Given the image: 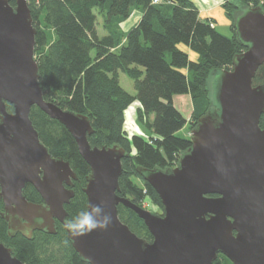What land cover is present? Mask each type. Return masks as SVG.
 I'll list each match as a JSON object with an SVG mask.
<instances>
[{"label": "water", "instance_id": "1", "mask_svg": "<svg viewBox=\"0 0 264 264\" xmlns=\"http://www.w3.org/2000/svg\"><path fill=\"white\" fill-rule=\"evenodd\" d=\"M233 26L246 48L234 55L229 69L214 73L215 106L190 129V146L173 167L136 168L160 198L162 213H156L118 194L125 149L117 143L92 146L86 115L43 98L28 2L15 0L12 6L0 0V217L7 235L55 234L58 220L79 258L89 264H211L219 253L233 264H264V129L259 126L264 83L252 82L264 62V9H244ZM32 105L73 137L90 167L82 188L86 211L100 206L111 217L106 228L82 235L70 231L64 205L74 195L77 176L67 160L52 156L40 141L30 119ZM27 183L41 202L25 198ZM119 203L143 220L151 241L119 219ZM0 264L25 263L0 243Z\"/></svg>", "mask_w": 264, "mask_h": 264}, {"label": "trees", "instance_id": "2", "mask_svg": "<svg viewBox=\"0 0 264 264\" xmlns=\"http://www.w3.org/2000/svg\"><path fill=\"white\" fill-rule=\"evenodd\" d=\"M8 2L15 5V0ZM27 2L36 28L34 52L43 98L86 115L93 128L87 135L92 146L117 143L123 147L127 155L121 159L118 194L140 206L149 199L162 211L158 194L136 168L165 169L176 165L180 153L190 146V137H180L176 132L186 123L191 129L199 116L215 106L209 89L210 75L229 69L234 55L246 48L236 39L233 26L236 16L248 7L264 9V0H223L221 6L229 21L230 36L217 31L213 18H202L191 0ZM133 10L140 11L141 16L123 31L120 22ZM98 15L103 21V34L96 28ZM181 44L188 50L180 48ZM190 51L196 53L193 60ZM119 72L133 80L134 93L120 84ZM252 82L264 83V62ZM175 94L190 96L189 119L173 105ZM135 101L137 119L148 131L146 138L124 131V126L129 128L125 110ZM6 107L12 110L11 104L6 103ZM30 119L49 153L67 160L76 173L74 195L64 205L69 222L82 210L86 211L82 188L90 167L61 123L36 105L31 106ZM259 126L264 129V113L260 115ZM23 194L30 201H41L29 183ZM117 209L119 219L131 231L151 241L143 220L132 209L121 203ZM6 229L0 217V243L10 247L12 254L25 264H89L79 258L61 224L55 234L34 232L31 238L21 234L10 237ZM211 264L233 263L219 253Z\"/></svg>", "mask_w": 264, "mask_h": 264}, {"label": "rangeland", "instance_id": "3", "mask_svg": "<svg viewBox=\"0 0 264 264\" xmlns=\"http://www.w3.org/2000/svg\"><path fill=\"white\" fill-rule=\"evenodd\" d=\"M222 2L223 0L219 1V4H217V6L223 11L222 8ZM218 23H217V30L218 32H220L221 34L230 36L232 34L231 29L229 28V25H226V27H223L224 25L221 23V19L219 17H216ZM102 18L101 16L98 15L97 17V30L99 32V34H103L105 33V30L102 28ZM221 23V24H219ZM180 48L182 49H187L186 46L184 45H180ZM190 54V59L193 60L196 57V53L194 52H189ZM210 80H209V89H210V95L213 97V91L215 88V77L216 75L211 74L210 75ZM119 82L120 84L129 92V93H134L135 89H134V85H133V80L126 75L123 72H119ZM173 100V105L180 111V113L187 119H189L190 117V113L192 111V105H191V99L190 96L188 94H175L172 97ZM138 107L137 102H133L132 104L129 105V107L125 110V114H126V124L129 123V128H126L124 126V131L127 135H132V134H138L144 138H146L147 136H145V133H147L148 131L144 128V125L142 124L141 121H139L137 119L136 113H135V109ZM137 119V120H136ZM128 122V123H127ZM125 124V122H124ZM176 134L180 137H185L188 138L190 137V128H189V124L186 123L181 129H179ZM144 205L143 207L156 212V213H161L160 209L158 208V206L154 205L151 203V201L148 199H146L145 202H143Z\"/></svg>", "mask_w": 264, "mask_h": 264}, {"label": "clouds", "instance_id": "4", "mask_svg": "<svg viewBox=\"0 0 264 264\" xmlns=\"http://www.w3.org/2000/svg\"><path fill=\"white\" fill-rule=\"evenodd\" d=\"M110 222L111 217L104 213L100 206L93 205L87 211L82 210L69 221V228L75 235H82L85 231H91L97 227L106 228Z\"/></svg>", "mask_w": 264, "mask_h": 264}, {"label": "crops", "instance_id": "5", "mask_svg": "<svg viewBox=\"0 0 264 264\" xmlns=\"http://www.w3.org/2000/svg\"><path fill=\"white\" fill-rule=\"evenodd\" d=\"M191 1L198 8L200 16L202 18L211 17L214 19L213 26L216 29H217V23H218L216 17H219L221 19V23L224 25L223 27H226V25H229V21L224 15V12L221 9H219L220 6L219 7L217 6L220 0H191ZM140 16H141L140 11L133 10L127 19L120 22L121 29L123 31H126L128 28H130L132 25H134L139 20Z\"/></svg>", "mask_w": 264, "mask_h": 264}, {"label": "flooded vegetation", "instance_id": "6", "mask_svg": "<svg viewBox=\"0 0 264 264\" xmlns=\"http://www.w3.org/2000/svg\"><path fill=\"white\" fill-rule=\"evenodd\" d=\"M8 111H10V110H8ZM11 111H12V110H11ZM40 175H42V173H40ZM72 188L74 189V180H73V186H72ZM41 201H42V199H41ZM41 201H40V202H41ZM2 205H3V204H2ZM161 213H162V211H161ZM59 224H61V225L63 226V228L65 229L64 225H63L61 222H59L58 220H55L56 230H57ZM34 232L46 233V231H44V230H34L33 233H34ZM65 233H66V231H65ZM16 234H21V232H20V231H17ZM16 234H15V235H16Z\"/></svg>", "mask_w": 264, "mask_h": 264}, {"label": "built area", "instance_id": "7", "mask_svg": "<svg viewBox=\"0 0 264 264\" xmlns=\"http://www.w3.org/2000/svg\"><path fill=\"white\" fill-rule=\"evenodd\" d=\"M160 0H152V3H158Z\"/></svg>", "mask_w": 264, "mask_h": 264}]
</instances>
